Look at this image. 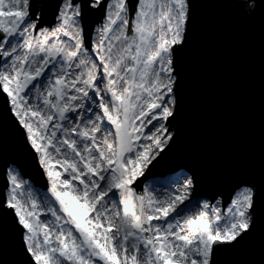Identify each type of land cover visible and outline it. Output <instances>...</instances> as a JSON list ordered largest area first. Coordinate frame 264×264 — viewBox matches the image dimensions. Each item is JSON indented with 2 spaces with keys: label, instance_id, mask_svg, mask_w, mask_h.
Returning a JSON list of instances; mask_svg holds the SVG:
<instances>
[{
  "label": "snow or ice",
  "instance_id": "obj_1",
  "mask_svg": "<svg viewBox=\"0 0 264 264\" xmlns=\"http://www.w3.org/2000/svg\"><path fill=\"white\" fill-rule=\"evenodd\" d=\"M34 3L0 0V95L59 205L41 206L8 173L3 204L24 230L32 264H214L218 247L251 231L252 189L226 209L198 202L188 215L190 181L164 199L133 187L173 139L166 122L187 0H136L131 18L128 0H62L51 28L41 27ZM86 8L105 12L94 57L84 45Z\"/></svg>",
  "mask_w": 264,
  "mask_h": 264
},
{
  "label": "water",
  "instance_id": "obj_2",
  "mask_svg": "<svg viewBox=\"0 0 264 264\" xmlns=\"http://www.w3.org/2000/svg\"><path fill=\"white\" fill-rule=\"evenodd\" d=\"M85 2V0H78ZM130 18L136 0H128ZM185 42L173 56L174 116L169 145L133 187L183 171L191 193L224 209L243 186L253 191V227L239 243L214 253V264H264V0H187ZM62 0H39L41 27L55 24ZM104 9L86 8L81 18L85 48H91ZM130 35L131 28L129 25ZM1 61V57H0ZM24 133L0 95V264H32L24 230L3 204L14 168L34 188L48 180L38 157L26 148Z\"/></svg>",
  "mask_w": 264,
  "mask_h": 264
},
{
  "label": "rangeland",
  "instance_id": "obj_3",
  "mask_svg": "<svg viewBox=\"0 0 264 264\" xmlns=\"http://www.w3.org/2000/svg\"><path fill=\"white\" fill-rule=\"evenodd\" d=\"M104 16H105V15H104ZM103 21H104V19H103ZM103 21H102V23H103ZM57 23H58V21H57V17H56V21H55V24H54L53 26H55ZM102 23H101V24H102ZM101 24H99V25H101ZM99 25L95 26V29H96ZM53 26H51V27H53ZM51 27H44V28H51ZM130 28H131V25H130ZM95 29H94L93 36H92L91 48L88 49V51H89L90 54H92V51H91V50H92V48H93V44H94V42H95L96 39H97V35H96V32H95ZM128 33H129V35H130V31H128ZM64 39H67V38L65 37ZM2 59H3V58L1 57V61H2ZM44 79L47 80V76H45ZM96 110L98 111V109H96ZM149 127H151V126H149ZM38 162H39V161H38ZM43 170H44V169H43ZM58 170H59V169H58ZM9 172H11L13 175H16L18 181H21V182H22V189H21V190L25 193V195H27L28 192H31L32 197L35 198V199L37 200V202H38L39 204H41V206H44V202L47 201V202H48V206H52V207H56V208L59 207V205L55 202V198L52 197V194H51V191H50V182H49V179H48V177H47L45 171H43V172L45 173V175H46V177H47V180H48V188H47L45 191H44V190H43V191L40 190V192H39V191H35L34 188H33V186H32L28 181L21 179V178L19 177V175L17 174V172H16V170H15L14 168H9L8 173H9ZM181 172H183V171H181ZM183 173H184V172H183ZM170 175H171V174H170ZM170 175H167V176H170ZM184 175H186V174L184 173ZM167 176H165V177H167ZM7 177H8V174H7ZM187 177H188V176H187ZM158 178H159V177H156V178H152V179H150V180H156V179H158ZM162 178H163V177H162ZM188 179H189V178H188ZM150 180L146 181V182L143 184V188L141 189V191H138V192L136 191V193H137V194H143V193L145 192V190H147L151 195L157 197L158 199H164V198H166L167 195H169V194H173L172 192L162 191V190H158L156 187H152L153 185H150V184H149ZM8 181H9V179H8ZM189 181H190V179H189ZM11 187H12V185H11V183H10V181H9V187H8V189L6 190L5 194L7 193V191H9V190L11 189ZM245 187H247V186H243V187H241L240 189H238V191L235 192L234 197H236V196L240 193V191H241L243 188H245ZM247 188H249V187H247ZM234 197H233V198H234ZM233 198H232V199H233ZM190 201H192V203H194L193 205H195V207H194V206L192 207L191 205H188V203H189ZM202 201H203V202H202ZM198 202H199V205H200V206H202V204L205 203V202L209 203L207 200H205V199L202 198V197H194V196H190V200H189V201H186L187 209L190 210V211L187 212L188 215H194V214L197 213L198 208L196 207V205H197ZM217 202H219V205H220V199H219V198H218L214 203H209V204H213V205H215V204H217ZM226 207H227V206H226ZM226 207H225L224 209H226ZM41 219H44V220H50V219H52V217H51L50 214H48V213H43V214L41 215ZM17 221H18V218H17ZM22 234H23V233H22Z\"/></svg>",
  "mask_w": 264,
  "mask_h": 264
},
{
  "label": "trees",
  "instance_id": "obj_4",
  "mask_svg": "<svg viewBox=\"0 0 264 264\" xmlns=\"http://www.w3.org/2000/svg\"><path fill=\"white\" fill-rule=\"evenodd\" d=\"M91 55L94 57L95 54L92 53ZM96 62H97V64H99V61H96ZM101 74H102V72H101ZM86 103L91 104L92 102L87 101ZM70 115H74V114H70ZM105 125L109 128L111 127V125L108 124L107 121H105ZM188 182H189V179H188L187 175H184L183 172L179 171V172L173 173L167 177H163V178L161 177V178H158L156 180H150L149 184L153 185L152 187H156L158 190L168 191V192H172L174 194L177 190H183V186L188 184ZM34 190L39 191V189H36V188H34ZM189 195L192 196L191 190H190ZM117 199H119L118 196H117ZM193 204L194 203H192V201H190L188 203V205L195 207V205H193ZM121 209H122V206H121Z\"/></svg>",
  "mask_w": 264,
  "mask_h": 264
}]
</instances>
